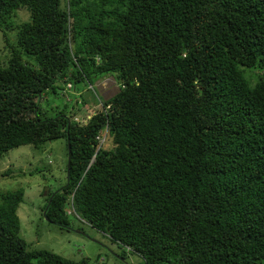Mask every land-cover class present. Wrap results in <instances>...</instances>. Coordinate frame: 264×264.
<instances>
[{"label": "trees", "instance_id": "1", "mask_svg": "<svg viewBox=\"0 0 264 264\" xmlns=\"http://www.w3.org/2000/svg\"><path fill=\"white\" fill-rule=\"evenodd\" d=\"M21 8L0 158L65 142L45 218L79 216L143 264H264V0H0V29ZM108 74L118 91L74 120L77 83ZM23 199L0 192V264H87L27 243Z\"/></svg>", "mask_w": 264, "mask_h": 264}, {"label": "rangeland", "instance_id": "2", "mask_svg": "<svg viewBox=\"0 0 264 264\" xmlns=\"http://www.w3.org/2000/svg\"><path fill=\"white\" fill-rule=\"evenodd\" d=\"M28 19V11L21 8L9 18V27L1 25L0 64L7 63L11 45L16 42L17 26ZM247 74L250 85H253L259 70H249ZM92 85L90 88L88 83H77L88 100L78 104L79 111L74 116V120L81 123L86 122V118L98 109L97 96L109 98L118 91L119 84L115 76L108 74L94 79ZM63 98L60 93L55 98V103H62ZM110 144L109 140H105L102 147L108 148ZM65 164V142L62 139L45 142L40 147L20 145L8 150L0 158V192L18 188L24 190V199L17 209L20 235L33 248L47 249L73 260L87 258V264H143L139 254L112 242L79 216H69L68 228H61L45 218L42 210L44 195L48 190L55 192L63 186L66 180V173L63 171ZM7 169L12 170V173L3 175Z\"/></svg>", "mask_w": 264, "mask_h": 264}, {"label": "water", "instance_id": "3", "mask_svg": "<svg viewBox=\"0 0 264 264\" xmlns=\"http://www.w3.org/2000/svg\"><path fill=\"white\" fill-rule=\"evenodd\" d=\"M67 159H68L67 165L69 166V159H70V152H69V150H68V156H67ZM67 168H68V167H67ZM50 199H51V197L49 198V201H48V202H50ZM45 210H46V208H45ZM45 210H44L43 213H45Z\"/></svg>", "mask_w": 264, "mask_h": 264}, {"label": "built area", "instance_id": "4", "mask_svg": "<svg viewBox=\"0 0 264 264\" xmlns=\"http://www.w3.org/2000/svg\"><path fill=\"white\" fill-rule=\"evenodd\" d=\"M104 137L100 139V141H103Z\"/></svg>", "mask_w": 264, "mask_h": 264}, {"label": "flooded vegetation", "instance_id": "5", "mask_svg": "<svg viewBox=\"0 0 264 264\" xmlns=\"http://www.w3.org/2000/svg\"><path fill=\"white\" fill-rule=\"evenodd\" d=\"M125 261H126V260H125ZM125 261H124V263H126Z\"/></svg>", "mask_w": 264, "mask_h": 264}]
</instances>
